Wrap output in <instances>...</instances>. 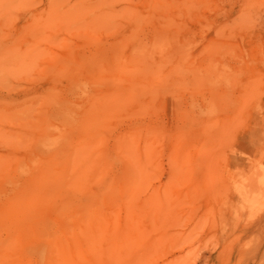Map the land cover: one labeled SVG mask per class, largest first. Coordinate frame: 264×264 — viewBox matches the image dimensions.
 I'll use <instances>...</instances> for the list:
<instances>
[{"label":"bare ground","instance_id":"6f19581e","mask_svg":"<svg viewBox=\"0 0 264 264\" xmlns=\"http://www.w3.org/2000/svg\"><path fill=\"white\" fill-rule=\"evenodd\" d=\"M110 2L100 0L99 29L86 35L96 38L117 15L114 41L87 53L66 49L63 60L46 58L47 111L22 125L20 143L5 142L0 151V264H87L91 257L117 264L118 167L126 181L162 160L168 145L173 171L209 160V150L199 153L215 112H241L263 92L262 73L238 62L241 29L248 26L212 27L214 36L202 46L183 26L187 10L211 0H137L117 10ZM43 55L34 48L15 52L12 68L0 65V74L30 69ZM184 93L202 98L198 110L193 98L184 108L174 101ZM163 109L179 123L143 120ZM121 116L133 120L117 132Z\"/></svg>","mask_w":264,"mask_h":264},{"label":"rangeland","instance_id":"374dc122","mask_svg":"<svg viewBox=\"0 0 264 264\" xmlns=\"http://www.w3.org/2000/svg\"><path fill=\"white\" fill-rule=\"evenodd\" d=\"M99 2L0 0V65L12 68L8 62L14 61L12 55L25 49L44 54L30 69L0 74L1 152L7 150L5 142L20 143L22 125L37 122L47 111L42 98L51 85L44 71L46 58L63 60L66 49L87 53L96 44L114 41L113 33L122 23L117 15L96 38L86 35L99 29ZM110 3L117 10L139 2ZM181 18L200 46L214 36L212 27L248 26L249 30L241 29L243 55L238 62L246 60L262 73L263 92L247 101L241 112H215L217 123L199 153L209 150V160L193 166L183 163L173 171L166 157L168 145L162 160L126 181L118 167L122 192L117 202V264H264V3L211 0L210 5L196 4ZM197 51L193 53L199 58ZM192 98L198 110L200 96L184 93L174 101L184 108ZM172 113L163 109L143 120L179 123ZM132 120L121 116L117 132ZM195 145L197 139L190 147ZM135 185L139 188L131 193ZM52 226V222L47 225ZM91 263L116 264L100 257L87 259Z\"/></svg>","mask_w":264,"mask_h":264}]
</instances>
